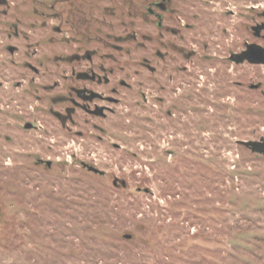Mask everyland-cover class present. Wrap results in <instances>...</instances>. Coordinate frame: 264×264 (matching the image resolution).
Instances as JSON below:
<instances>
[{
  "label": "rangeland",
  "instance_id": "rangeland-1",
  "mask_svg": "<svg viewBox=\"0 0 264 264\" xmlns=\"http://www.w3.org/2000/svg\"><path fill=\"white\" fill-rule=\"evenodd\" d=\"M9 1L0 264H264V155L239 142L264 139V65L223 58L264 0H172V30L136 0H83L84 34L36 17L47 6ZM14 21L18 38L4 28ZM94 64L114 70L99 89L118 102L63 122L72 69Z\"/></svg>",
  "mask_w": 264,
  "mask_h": 264
},
{
  "label": "flooded vegetation",
  "instance_id": "flooded-vegetation-1",
  "mask_svg": "<svg viewBox=\"0 0 264 264\" xmlns=\"http://www.w3.org/2000/svg\"><path fill=\"white\" fill-rule=\"evenodd\" d=\"M127 1V0H126ZM130 4L134 2V0H128ZM229 2H236L240 0H228ZM32 4L45 7L47 6L51 13H46L42 10H38V8H34L36 12V17H50L57 19L59 21V26H55V31L62 32H76L77 34H84L88 25L85 24L86 21L89 20L86 9L83 7L80 8V5L84 3L83 0H31ZM141 6L145 7V17L148 18L150 16L156 17V24L160 28H164L167 30H172L170 26L167 28L164 27V14H168L173 12L174 10L171 7L172 0H136ZM259 3L258 0L250 1ZM31 4V5H32ZM0 5H10L9 0H0ZM236 8V6L234 5ZM233 15L236 13L235 10L229 9ZM252 11L250 20L251 23L247 26L248 31V39L239 38L241 41L239 45L233 46L232 49L229 50L228 55L223 56L225 60L234 65H248V66H258L264 65L258 63H252L250 59H255L257 57L264 59V11H260L258 6L252 4L250 7ZM2 15L6 16L7 11L2 9ZM92 22L96 21V17L92 12ZM30 16V15H29ZM90 21H88L89 23ZM33 24V23H32ZM43 26L46 25V21H43ZM87 26V27H86ZM8 27V35L9 37L20 36L19 32V23L17 21L10 22V26L7 24L4 28ZM76 27V28H75ZM67 29V30H65ZM80 29V30H79ZM7 49L10 53H15L17 51V47L8 45ZM86 58L91 61L93 58L92 53L87 52L85 54ZM211 60V58L209 57ZM241 59H244L243 62H238ZM25 65L31 69L32 71L38 73V68H36L33 64L28 62ZM100 71V72H99ZM72 77L74 78L73 83L67 89L66 95H63V101L67 103H71V105L65 106V113H57V115L63 120V122H75V116L79 112V110L85 112L90 115L92 118H96V116H104L105 111L109 109L107 105H101L99 102H109L116 103L118 102L117 98H115L111 94H102L100 92L99 87L102 85H109L110 78L109 75L114 74L113 69L107 70L103 66H98L96 70V65L89 67V70L75 71L72 69L71 71ZM20 85V84H19ZM120 85L129 86L124 80L120 81ZM254 89L258 88L253 85ZM110 93L117 94L118 89L116 87H111ZM108 108V109H107ZM30 124V123H28ZM27 125V124H26ZM96 127V125H93ZM26 127V126H25ZM33 125L31 124L32 128Z\"/></svg>",
  "mask_w": 264,
  "mask_h": 264
},
{
  "label": "water",
  "instance_id": "water-1",
  "mask_svg": "<svg viewBox=\"0 0 264 264\" xmlns=\"http://www.w3.org/2000/svg\"><path fill=\"white\" fill-rule=\"evenodd\" d=\"M244 59H241L238 62H243ZM250 61L252 63H258V64H264V59L257 57L255 59H250ZM27 128L31 127V124H27L26 125ZM241 144L245 145L246 147H248L252 152L258 153V154H262L264 155V139L262 138L260 141H254V140H248V141H239ZM48 164L50 165V162H48ZM91 170H93L94 172H98V170L96 168L90 167ZM116 183V181H115ZM125 183L123 182V185ZM128 237H131L130 235H127Z\"/></svg>",
  "mask_w": 264,
  "mask_h": 264
}]
</instances>
